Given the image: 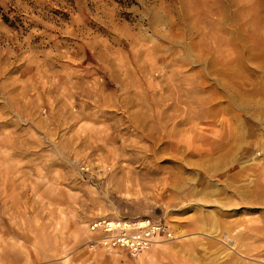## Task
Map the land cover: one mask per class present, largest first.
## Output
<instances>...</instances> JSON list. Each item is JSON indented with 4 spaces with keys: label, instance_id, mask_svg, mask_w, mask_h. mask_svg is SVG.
<instances>
[{
    "label": "rangeland",
    "instance_id": "obj_1",
    "mask_svg": "<svg viewBox=\"0 0 264 264\" xmlns=\"http://www.w3.org/2000/svg\"><path fill=\"white\" fill-rule=\"evenodd\" d=\"M256 182L264 0H0V264H264Z\"/></svg>",
    "mask_w": 264,
    "mask_h": 264
},
{
    "label": "built area",
    "instance_id": "obj_2",
    "mask_svg": "<svg viewBox=\"0 0 264 264\" xmlns=\"http://www.w3.org/2000/svg\"><path fill=\"white\" fill-rule=\"evenodd\" d=\"M116 221H119L120 223H115V227L110 226L109 223H103L101 231L107 235V239L111 240V248H122L132 255L139 252L142 248H148L153 242L152 239L154 237L163 238L169 236L165 235L168 233L167 229L160 222L145 220L146 225L142 227L139 222L128 221V223H122L120 220ZM110 232H112V234H108Z\"/></svg>",
    "mask_w": 264,
    "mask_h": 264
},
{
    "label": "bare ground",
    "instance_id": "obj_3",
    "mask_svg": "<svg viewBox=\"0 0 264 264\" xmlns=\"http://www.w3.org/2000/svg\"><path fill=\"white\" fill-rule=\"evenodd\" d=\"M217 111V110H216ZM209 112H213V111H209ZM208 113V112H207ZM206 114V113H205ZM210 115V114H209ZM211 116V115H210ZM227 143V142H226ZM214 150V149H213ZM256 166H254L253 168H251L252 170H258L257 168H255ZM260 170V169H259ZM244 171V173L246 174V175H249L248 173V171H247V169H245V170H243ZM233 176H234V174H233ZM238 176V175H237ZM240 177V176H239ZM245 177V176H244ZM241 178V177H240ZM239 180V179H238ZM231 181V180H230ZM236 182V181H235ZM258 182V181H257ZM257 182L252 186V188H249V189H243L242 191L244 192V197H245V193H248V194H250L248 197L249 198H251L252 200H256L257 199V201L259 200V201H261V198L263 197L264 198V188L263 187H261L260 186V184H257ZM230 183H232V182H230ZM264 184V183H263ZM262 184V185H263ZM248 188V187H247ZM240 191V190H239ZM241 192V191H240ZM242 193V192H241ZM247 194V195H248ZM242 195H243V193H242ZM246 195V196H247ZM225 196V195H224ZM246 198V197H245ZM262 198V199H263ZM226 203V202H225ZM247 203V202H246ZM104 221V222H103ZM122 223H128V222H126V221H123V220H120ZM139 222V224H140V226H142V227H144L145 225H146V223H145V221H138ZM217 222V221H216ZM255 223H256V220L254 221ZM103 223H109L110 224V226H112V227H115L116 226V224L115 223H120L119 221H115V220H113V221H106V220H102V221H98V222H96V223H92L91 225H90V230L91 231H95V232H98V233H100V236H99V239H100V243H97V244H99V245H102L106 250H116L115 248H111V240L110 239H107V235H105L102 231H101V227L103 226L102 224ZM255 223H251V226H249V231L248 232H246L243 236L242 235H240V236H236V238L238 239H236L235 237H234V233H233V235H231V236H233L234 237V239L232 240L233 242H237V243H240L241 241H243V240H245V239H250V238H255L256 239V237H258V239L260 238L259 237V235L263 232L264 233V224H262V226L260 225H255ZM216 224H220V222L218 221ZM95 225V226H94ZM221 225V224H220ZM224 225V224H223ZM222 225V226H223ZM217 226V225H216ZM93 228V229H92ZM246 229V228H245ZM108 234H112V232H110V233H108ZM223 234V233H222ZM150 235H158V234H150ZM165 235H169V236H166V238L165 237H154L153 239H152V243H151V245L148 247V248H142L139 252H137L136 254H135V256H138V255H141L142 253H145V252H147L152 246H155L157 243L156 242H159V241H157V240H161V239H170L171 237H172V234H171V232L169 231L167 234H165ZM224 236V235H223ZM227 236V237H226ZM226 236H224L225 237V239H227V238H230L228 235H226ZM261 237H264V236H261ZM110 238V237H109ZM231 239V238H230ZM257 239V240H258ZM213 240V239H212ZM240 240V241H239ZM263 240V239H262ZM94 242L96 241V242H98L97 241V239L96 240H93ZM104 241V242H103ZM102 243V244H101ZM95 244V243H94ZM94 245H92V247H93ZM237 246V245H236ZM236 246H234V247H236ZM239 246H240V244H239ZM245 246V245H244ZM246 247V251L247 252H250V251H254V250H256V249H253V250H250V248H248L247 246H245ZM119 248V247H118ZM238 248V247H237ZM255 248V247H254ZM245 249V248H244ZM260 249V248H259ZM121 250H123L122 248H121ZM221 250V249H220ZM245 254V253H244ZM247 254V253H246ZM132 255V254H131ZM261 261H264V258H263V260H261ZM259 263H260V261H259ZM262 264V263H261Z\"/></svg>",
    "mask_w": 264,
    "mask_h": 264
}]
</instances>
